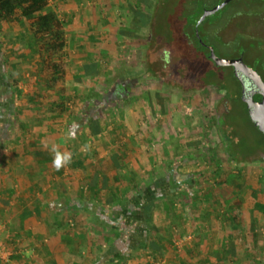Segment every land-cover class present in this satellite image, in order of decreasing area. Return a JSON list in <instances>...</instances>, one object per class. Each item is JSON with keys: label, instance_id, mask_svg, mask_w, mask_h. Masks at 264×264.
<instances>
[{"label": "crops", "instance_id": "0c3cea01", "mask_svg": "<svg viewBox=\"0 0 264 264\" xmlns=\"http://www.w3.org/2000/svg\"><path fill=\"white\" fill-rule=\"evenodd\" d=\"M107 2L112 6H107ZM87 5L86 0H49V10L65 18L66 48L84 50L81 54L73 52L66 59L74 64L70 69L75 81L83 76L93 56L97 57L95 61H100L99 55L88 46L99 32L140 31L133 11L140 9L134 0H88ZM6 27L13 30L8 32L9 37H0V68L6 61L5 70H0V231L12 256L8 262L0 261L1 264H168L167 256L172 250L179 255L196 252L199 227H205L216 239V235L222 239L237 237L233 230L229 233L219 228L212 230L210 220H199L202 199L195 201L192 213L176 201L181 214L174 224L163 210L165 201H161V207L153 213V221L164 243V255L139 247L140 242L152 237L143 224V230L137 225L134 205H138L140 197L135 193L146 188L151 192L146 180L158 174L155 161L161 159L166 166L170 164L166 148L164 152L151 150L153 132L149 122L142 118L147 109L154 111L155 102L144 95L138 96L144 90L134 91L131 101L112 109L116 119L109 120L101 113L102 118L97 122L100 129L95 133L92 121L83 116V111L90 109L86 103L75 107L69 99L63 113L54 108V100L63 93L81 101L86 92L80 90V83L74 84L72 90L61 81L51 88V67L44 62V50L29 25ZM146 28L149 27L141 32ZM117 39L128 45L135 44L134 41L139 46L145 44L143 38L133 40L118 34ZM141 78L145 79V74ZM11 99L12 104L8 103ZM166 108L168 113L167 105ZM13 111L16 115L10 120ZM73 116L80 119L74 120ZM178 141L182 143L183 139ZM57 153L70 154V162L57 168L54 163ZM174 167L175 173H181L180 166ZM252 168L258 172L259 183L261 166L255 163ZM239 170L237 176L242 178ZM168 173L167 170L165 177ZM250 187L246 183L238 193L225 183L219 201L209 200L208 205L218 209V225L224 226L225 221L234 223L233 218L241 211L246 216L241 222L250 225L248 230L253 218L260 222L261 206L257 201L249 205V200H254ZM126 199L128 203L120 207ZM241 222L237 220V226ZM189 227L196 229L198 235L186 234ZM256 231L255 236L260 240L262 234L257 228ZM239 235L246 242L250 232L240 229ZM193 239L196 241L189 244ZM122 254L127 255L126 262L112 260ZM177 260L173 263L181 264L178 257Z\"/></svg>", "mask_w": 264, "mask_h": 264}, {"label": "rangeland", "instance_id": "374dc122", "mask_svg": "<svg viewBox=\"0 0 264 264\" xmlns=\"http://www.w3.org/2000/svg\"><path fill=\"white\" fill-rule=\"evenodd\" d=\"M93 1L94 0H91V2ZM181 1L182 0H163L162 4L166 5L168 8H172L173 4H176L175 6H180L181 8L184 7ZM184 1L187 4V6L185 5V10L176 15L180 20V24L186 25L185 32H187V35L182 33H179V35L177 34L181 39L184 40L187 38L194 40V33L198 30L202 41L205 43V45H202L207 46L208 49L212 46L216 54L225 59H233L244 53L245 62L249 66L259 70L264 78V0H233L220 11L207 16L201 24L198 22L204 11L214 8L225 0ZM107 3V6H112L110 5L111 2ZM87 4L88 0H86V5ZM87 6L90 7V3ZM200 15L201 17L198 19ZM60 18L65 21L63 16H60ZM196 21L197 27L194 28L192 24ZM14 25L24 27V25L27 26L29 23L23 16H19V19L13 22H4L1 20V39L3 37H9L8 32L13 30L6 26L14 27ZM149 29L150 28H146L141 32L145 46L142 43L141 46H139L140 44L137 43L138 41H134L135 44L128 45V43L117 39L119 34L118 30H104L101 33L96 31V33L99 32V35L95 40H91L93 43L90 42L88 46H90L89 48H93V52L99 55L100 61L97 62L102 64V70H104L105 75L111 78L112 81L109 82L107 87H103L104 102L98 103L95 110L97 112H103L104 118L114 120L116 116H113L114 111L112 109L119 104L131 101L134 91L137 90L139 92V90H144L142 91L143 94L138 93V96L142 97V95H144V97L149 98L150 102H155L154 111L152 112L147 109L145 116H142L146 122H149V126L151 125V129H149L153 132L150 136L152 140L150 144L151 150L157 152L158 149H162L164 152L166 148L168 156L167 161L170 162L172 166H180V174H191L196 180L202 179L201 182L204 181V189L211 194L210 200H212V202L215 200L219 201L218 196L219 194L222 196L223 191L221 189L222 186H225V183L236 188L238 193L242 190H240V187L244 186L246 183L251 186L250 189H253V187L258 188L259 186L263 187L264 183L260 184V181L259 183L257 181L258 172H256L255 168L251 169V165L255 163L245 162L239 165V167H243V173L241 174L242 178L237 176L238 170L236 167L227 164L225 161L226 153L224 144L216 126V116L222 115L224 108H226L224 102L226 87L234 84L237 90H239L234 80V70L230 66H217L211 62L208 57V51L201 48L195 40V42H193L195 45H193L188 53H185V48L184 52L180 49L175 50L173 57H176L178 61L182 59L183 61L181 60L180 63L184 64L183 70L179 72L177 69V60L171 57L172 52L170 55V51H173L168 49L170 47H166L167 52L164 53L161 51L162 48L159 45L154 44L148 51L147 45L150 42L148 40L150 38ZM116 42H119V44L114 45ZM107 47H110V50H108ZM83 51V48L80 47H73L71 50L66 48L64 53L60 56L61 59H59L65 66V72L60 81L71 90L74 84L78 85L79 83L71 76L72 69H70V67H74V64L67 63L66 59L70 58V54L73 55V52L81 54ZM85 51H87V49ZM160 55L163 58L166 57L165 59L167 61L165 62L163 60L166 69L158 71L162 79L147 70V62L150 63V67L158 70V61L161 60ZM89 57L91 58L92 56ZM96 58L97 57L93 56L91 61L96 60ZM69 64L70 66H68ZM215 71L220 73L218 78L214 76ZM144 74L145 79H140ZM219 81H221L224 86L217 85ZM85 89L86 87L80 84V90L86 92ZM70 99L73 101L74 106L85 103L83 95L81 101H78V97L76 96L74 98L70 97ZM161 103L163 105L165 104V107L160 105ZM166 105L169 107L168 113H166ZM78 106L79 105L75 107ZM237 107H239L242 113L241 117L243 124L237 127L240 134L250 139L253 135L260 137V133L248 119L244 104L239 102ZM166 114L170 116L166 118ZM121 117L120 115L118 116L120 119ZM181 138L183 139L182 143L178 141ZM252 141L254 143V140ZM189 142H192L191 145L187 147L184 146V144L186 145V143ZM161 156L163 157L162 154ZM213 157H215V159H213ZM155 163L154 168H156L155 170L158 171V174H153L152 182L160 183V181L165 178V173L168 170H166V168L169 167L170 164L167 163L168 165L166 166V163L163 164V160L161 161V159H158ZM256 163H258L261 166V170L264 171V162ZM240 182L243 184L240 185ZM249 201V205H253L255 202L253 199ZM208 202H210L209 199L202 201V208H198L200 218H197L201 221L210 220L209 223L211 228L213 227L212 230L219 228L223 229L226 233L233 230L232 234L236 233L235 235H237V237L222 239L216 235L218 238L216 239L212 237V233L208 232L204 227L199 229L201 233L199 237H197V241L193 239L191 243H189L192 245L194 241L197 242L196 252H185L179 255L171 249L173 252H170L167 256L168 264H174L173 262L177 260V257L181 264H196L199 261L205 260L208 253L217 251V248L221 247L223 241L225 246L234 242L238 252L241 253L239 255V259L241 260L238 262L236 261L234 264H241V262L244 263V261V264H264V211L261 212V210H259L258 212V214H262L257 227L262 234V238L259 240L252 234V229L248 230L250 225L241 222L246 220V216H244L242 211L240 213L241 215L238 213L237 216L235 215L233 218L234 223L232 221H225L224 226L218 225L216 222L217 218L220 217L219 212H217L218 209L214 205L209 206ZM204 204H206V207ZM184 213L186 212H183V214ZM237 220L241 222L238 226ZM240 229H243V231L246 230L248 233L250 232L246 242L244 241V237L239 235ZM186 232V234L193 232L198 235L196 229L194 230L193 227H189ZM0 240L3 241L1 235ZM177 248L180 247L178 246Z\"/></svg>", "mask_w": 264, "mask_h": 264}, {"label": "trees", "instance_id": "16d2710c", "mask_svg": "<svg viewBox=\"0 0 264 264\" xmlns=\"http://www.w3.org/2000/svg\"><path fill=\"white\" fill-rule=\"evenodd\" d=\"M134 1L137 8L140 9L137 11L133 10L137 19L136 26L140 29V31L135 32L131 29L122 30L119 33L121 37L126 36L129 39L140 40L143 38V35L141 34L142 28L149 27L150 38L148 40L150 42L147 45L148 51L154 44L159 45L162 48H160L161 51L164 53L167 52L166 47H170L168 49L173 50L170 51V55L172 52L171 57L177 60V69L179 72L183 70L184 64L180 63L182 59H179L178 61L176 57H173L175 50L180 49L184 52L186 49L185 53H188L189 50L192 49L193 45H195L193 42L196 40L201 48H204L208 51V57L210 61L216 65L209 55L210 50L207 48V46H204L200 43L196 33H194V40L187 38L183 40L180 36H178L179 33L187 35V32H185L186 25L184 26L183 24H180L179 18L176 17V15L180 14L181 11H184L185 7L187 6L184 0H182L183 2L181 1V4L184 7L181 8L180 6H175L176 4H173L172 8H168L166 5L162 4L163 0ZM19 16H23L27 19L29 23V30L40 41L44 50V62L47 63L49 67H51V88L56 87L65 72V66L61 60H59L61 59L60 56L64 53L67 47L65 21L60 18L57 12L49 10V0H0V21L13 22L18 20ZM200 17L201 15L198 17V19ZM197 21L192 24L194 28L197 27ZM242 56L244 59V53L239 55V57ZM165 58L160 55L161 60L158 61V70L150 67V63L147 62V70L149 72L151 71L153 75L162 79V76L158 71H163L166 69L165 62L167 61ZM4 62L5 63H3L0 68L1 71L5 70L6 61L4 60ZM230 67L234 70L232 66ZM101 69L102 64L93 60L85 66L83 76L76 79L77 83H80L86 87V93L83 96V99L90 109L83 111L85 114L83 116L85 119L92 121L91 124L95 133L100 129L97 122L102 118V112H97L94 108V105L104 102V88L107 87L109 82L112 81L111 78H108V76L105 75L104 70L101 73ZM257 71L261 75L260 71ZM214 76L218 78L220 73L215 71ZM233 76L239 90H237L234 84L232 86L229 85L226 87V93L224 97L226 108H224L222 115L216 116L215 120L217 129L219 130V135L222 138L224 144V150L226 153L225 161L229 166L236 167L238 170L240 169L243 171V167H239L240 164H244L245 162H264V133H262L252 121L247 104L242 98L243 94L241 81L235 75V72L233 73ZM217 85L224 86L222 85L221 81L217 82ZM10 89L12 90L13 87ZM69 99L70 96H66L64 93L60 94L58 98L54 100V108H57L59 112L63 113L65 110V102H67ZM254 99L260 101L262 99V95L257 93L255 94ZM12 101L13 100L11 99L8 101V103L12 104ZM239 102L244 104L248 119L260 133V137L253 135L251 139L246 138V136H242L240 131H238L237 127L243 124L241 117L242 113L239 110V107H237ZM15 115V111H13L10 114L9 119L12 120ZM78 118V116L75 118L74 116L72 117L74 120H78ZM252 140H254V143ZM213 159H215V157H213ZM174 168L175 167L171 164L169 165L168 176L165 177V179H162L160 183L152 182L154 175L146 180L147 184L149 183L147 187L151 188L150 193L148 192V188L143 190V192L139 191V193L137 191V193H135L137 195L136 197H140L138 205H134L135 213L133 212L138 222L137 225L141 226L143 224V228H146L145 230L148 236L152 237L149 241H142L138 245L141 248L150 250L152 253H157L156 255L158 256H163L165 251L163 252L164 243L161 237H159V230L153 221V213L155 210L161 207V203L165 201V205H162L163 210L174 224L176 223L178 215L181 214V211H177L175 206L176 201L182 202L181 204L183 209H187L189 213H192V211H194L196 200H200L201 198H204L203 201L211 199V194L204 189V181L201 182L202 179L196 180L191 174H180L178 172L175 173ZM240 170L239 172L243 173ZM259 181L260 184L264 183V171H262ZM157 186L161 189H158ZM252 192L254 200L257 201L258 205L261 206L260 210L264 211V186H259L258 188L252 189ZM126 200V202L124 200V203L120 204V207H124L125 204L128 203L129 200ZM251 224L252 234L254 236L258 235L256 231V228L258 227V220L253 218ZM143 228L141 226L142 230ZM200 228L201 227H199V229ZM198 231L200 235L201 230ZM139 233L140 232H138V234ZM240 254L241 253L238 252L234 242H231L228 246H225L223 241L221 248L217 249V251L208 253L206 259L199 261L198 264H234L236 261L238 262L241 260L239 259ZM127 259V255L122 254L121 257L113 258L112 260L118 263H124L127 261ZM244 263L241 262V264Z\"/></svg>", "mask_w": 264, "mask_h": 264}, {"label": "water", "instance_id": "95a60500", "mask_svg": "<svg viewBox=\"0 0 264 264\" xmlns=\"http://www.w3.org/2000/svg\"><path fill=\"white\" fill-rule=\"evenodd\" d=\"M233 0H225L224 2L218 4L212 9H207L204 11L202 17L199 20V24H201L207 16L213 15L216 12L223 9L226 5H228ZM197 37L200 39L201 44L205 43L202 41L199 31L197 30ZM210 57L218 66H232L234 68L235 75L241 78L245 77L249 82L252 88L246 91L245 84L243 83V101L247 104L248 111L252 121L259 128V130L264 133V79L255 70L253 67L249 66L245 63L243 57L233 58V59H225L219 57L214 48L209 47ZM261 94L262 99L257 101L254 99L255 94Z\"/></svg>", "mask_w": 264, "mask_h": 264}, {"label": "built area", "instance_id": "2783aa9c", "mask_svg": "<svg viewBox=\"0 0 264 264\" xmlns=\"http://www.w3.org/2000/svg\"><path fill=\"white\" fill-rule=\"evenodd\" d=\"M0 235H1V231H0ZM11 256H12L11 250L8 248V246L5 244L4 241L0 240V261L8 262Z\"/></svg>", "mask_w": 264, "mask_h": 264}, {"label": "clouds", "instance_id": "9594fccd", "mask_svg": "<svg viewBox=\"0 0 264 264\" xmlns=\"http://www.w3.org/2000/svg\"><path fill=\"white\" fill-rule=\"evenodd\" d=\"M71 160L70 154H64L61 156L59 153H57L56 159L54 161L57 168L61 167L65 163H69Z\"/></svg>", "mask_w": 264, "mask_h": 264}, {"label": "flooded vegetation", "instance_id": "af4514ba", "mask_svg": "<svg viewBox=\"0 0 264 264\" xmlns=\"http://www.w3.org/2000/svg\"><path fill=\"white\" fill-rule=\"evenodd\" d=\"M239 80L241 81V84H242V91H243V83L245 84L246 91H248L250 88H252V86L250 85V82L245 77L242 76L241 78H239ZM124 86H126V85H124Z\"/></svg>", "mask_w": 264, "mask_h": 264}]
</instances>
